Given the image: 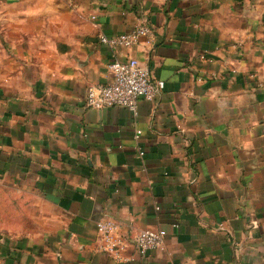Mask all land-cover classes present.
<instances>
[{"label": "crops", "instance_id": "1", "mask_svg": "<svg viewBox=\"0 0 264 264\" xmlns=\"http://www.w3.org/2000/svg\"><path fill=\"white\" fill-rule=\"evenodd\" d=\"M142 21L132 47L99 40ZM131 57L157 96L87 106ZM103 215L122 261L99 248ZM177 261L264 264V0H0V264Z\"/></svg>", "mask_w": 264, "mask_h": 264}, {"label": "built area", "instance_id": "2", "mask_svg": "<svg viewBox=\"0 0 264 264\" xmlns=\"http://www.w3.org/2000/svg\"><path fill=\"white\" fill-rule=\"evenodd\" d=\"M151 34L152 28L149 23L142 21L129 32L114 35L100 34L99 40L110 46L129 48L134 46L141 37ZM109 69L112 73L110 81L88 86L87 106L94 108L125 106L136 115L139 99L153 100L165 86L164 80H153L149 68L135 57L127 60H114L109 64ZM140 133L141 130H137V138ZM138 154L143 156L145 152L139 147ZM96 229L99 235V248L116 260H124L128 238L120 231L118 222L112 217L103 215L96 220ZM166 235L165 228H145L135 233L134 243L138 252L145 255L151 250L161 248ZM174 264L184 263L177 261Z\"/></svg>", "mask_w": 264, "mask_h": 264}]
</instances>
